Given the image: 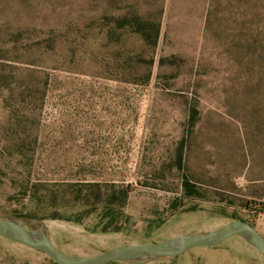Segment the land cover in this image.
I'll return each instance as SVG.
<instances>
[{"label":"rangeland","instance_id":"rangeland-1","mask_svg":"<svg viewBox=\"0 0 264 264\" xmlns=\"http://www.w3.org/2000/svg\"><path fill=\"white\" fill-rule=\"evenodd\" d=\"M134 14L159 23L155 46ZM96 182L128 189L121 230H100L101 206L80 222L25 217L73 215ZM0 216L78 256L238 218L264 236V0H0ZM0 264L56 263L0 237ZM145 264L264 256L233 236Z\"/></svg>","mask_w":264,"mask_h":264},{"label":"water","instance_id":"water-1","mask_svg":"<svg viewBox=\"0 0 264 264\" xmlns=\"http://www.w3.org/2000/svg\"><path fill=\"white\" fill-rule=\"evenodd\" d=\"M33 222H41L33 219ZM19 217L0 216V237L40 251L56 264H108L112 261L145 264L163 257H175L195 247H213L230 237L238 236L250 243L264 256V236L242 219H234L223 226L202 233L183 234L158 242L125 244L102 253L88 256L68 254L54 246L42 227L33 229Z\"/></svg>","mask_w":264,"mask_h":264},{"label":"trees","instance_id":"trees-1","mask_svg":"<svg viewBox=\"0 0 264 264\" xmlns=\"http://www.w3.org/2000/svg\"><path fill=\"white\" fill-rule=\"evenodd\" d=\"M126 24H129L134 27V32L141 37V39L151 45L155 46L158 36H159V23L154 21H150L149 19L143 18L140 15L134 14L130 18H126ZM124 26V25H123ZM198 110L194 106L190 108L189 113V124L193 126L195 122L198 120ZM176 167L178 169L183 168V159L182 155L178 154L176 158ZM63 184L67 182H62ZM182 190L183 194L186 197H197L201 195L200 188L194 183L187 175H183L182 181ZM94 189H96L95 199L92 202H82L80 198L77 199L78 203H81L85 206V209L77 211L73 215H66L62 213H47L39 215L37 213H29L25 215V217L32 219V218H64L67 220H73L75 222H80L91 212L97 209V207L101 206L102 210V223L100 225V230L105 231H119L123 228L124 223L126 222L125 214L122 210L124 207L127 197H128V189L124 186H118L117 189L112 187L111 191H106L105 193L101 192V185L99 183H92ZM82 190H79L81 192ZM48 194L42 195L44 200H51L46 199ZM89 206V207H88ZM88 208V209H86ZM20 217H23L20 215ZM240 219V218H238ZM243 220V219H242ZM98 227V225H96ZM112 262H119V261H112Z\"/></svg>","mask_w":264,"mask_h":264},{"label":"crops","instance_id":"crops-1","mask_svg":"<svg viewBox=\"0 0 264 264\" xmlns=\"http://www.w3.org/2000/svg\"><path fill=\"white\" fill-rule=\"evenodd\" d=\"M228 240V239H227Z\"/></svg>","mask_w":264,"mask_h":264}]
</instances>
